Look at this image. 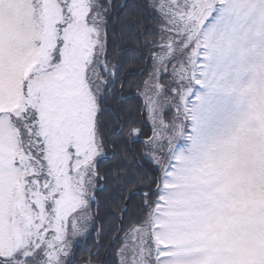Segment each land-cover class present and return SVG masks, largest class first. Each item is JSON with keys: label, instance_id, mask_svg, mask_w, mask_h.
Returning <instances> with one entry per match:
<instances>
[{"label": "snow or ice", "instance_id": "snow-or-ice-1", "mask_svg": "<svg viewBox=\"0 0 264 264\" xmlns=\"http://www.w3.org/2000/svg\"><path fill=\"white\" fill-rule=\"evenodd\" d=\"M217 2L0 0V264H264V60L196 155L167 114L196 120Z\"/></svg>", "mask_w": 264, "mask_h": 264}, {"label": "rangeland", "instance_id": "rangeland-1", "mask_svg": "<svg viewBox=\"0 0 264 264\" xmlns=\"http://www.w3.org/2000/svg\"><path fill=\"white\" fill-rule=\"evenodd\" d=\"M202 39L208 44L205 51L210 58L201 77L206 86L190 85L188 108L196 120L185 119L184 115L177 118L175 104L168 108L172 109L168 115L183 129L175 150L188 156L196 155L199 147L234 129L246 106V101L232 89L246 85L253 77L252 66L264 60V0L217 2ZM166 43L162 41V48ZM197 96L203 100L197 101ZM149 124L152 128L150 120ZM189 137H196L199 144L195 145Z\"/></svg>", "mask_w": 264, "mask_h": 264}, {"label": "trees", "instance_id": "trees-1", "mask_svg": "<svg viewBox=\"0 0 264 264\" xmlns=\"http://www.w3.org/2000/svg\"><path fill=\"white\" fill-rule=\"evenodd\" d=\"M137 103H139V101H137ZM169 112H172V109H168L167 114ZM172 114V113H171ZM144 119L146 120V124H145V131L148 132L151 130V126H149V120L147 118V116L144 117ZM186 121H185V127L187 129V125H186ZM137 215H139V213H137ZM98 228L104 232L105 236H107V233L110 230V225L108 224V222L104 221L103 219L98 221ZM114 235V234H113ZM118 247V245H112L111 248L112 250L109 251V244L105 243L104 244V248L101 251V255L98 258V260L95 262V264H113V258H114V254H115V250ZM107 255V256H106ZM84 257L81 258V260Z\"/></svg>", "mask_w": 264, "mask_h": 264}]
</instances>
